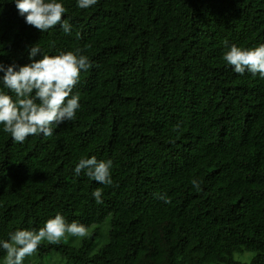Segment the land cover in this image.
Masks as SVG:
<instances>
[{
    "label": "trees",
    "instance_id": "trees-1",
    "mask_svg": "<svg viewBox=\"0 0 264 264\" xmlns=\"http://www.w3.org/2000/svg\"><path fill=\"white\" fill-rule=\"evenodd\" d=\"M64 5L71 35L0 5V63H29L38 43L81 48L95 65L74 88L76 118L51 137L0 131V239L60 212L88 235L42 242V262L57 252L67 264H201L196 251L215 248L203 264H264V79L222 59L226 40L264 42V0ZM92 155L113 160L112 186L74 175Z\"/></svg>",
    "mask_w": 264,
    "mask_h": 264
},
{
    "label": "clouds",
    "instance_id": "clouds-1",
    "mask_svg": "<svg viewBox=\"0 0 264 264\" xmlns=\"http://www.w3.org/2000/svg\"><path fill=\"white\" fill-rule=\"evenodd\" d=\"M5 2L14 3L25 23L42 33L59 25L64 34H72L69 19H62L67 11L64 0H0V5ZM97 3L98 0H76V7L86 10ZM224 48L222 59L232 66L234 73L247 72L264 79V42L241 46L226 40ZM28 57L30 62L23 65L0 63V131L17 143H23L29 136L51 137L55 128L74 120L82 107L74 88L81 73L95 67L81 48L74 51L55 48V54H51L35 43L29 46ZM113 165L111 158L82 156L74 165L73 173L83 174L97 184L112 186ZM190 183L200 190V180L193 178ZM102 196L101 188L92 192L97 204L103 203ZM158 198L170 202L164 193L158 194ZM87 235L88 229L83 223L68 222L63 214L56 212L38 230L16 228L8 233V239H0V249L5 252L3 264H23L24 258L32 256L42 241L58 245L70 236L85 238Z\"/></svg>",
    "mask_w": 264,
    "mask_h": 264
},
{
    "label": "rangeland",
    "instance_id": "rangeland-1",
    "mask_svg": "<svg viewBox=\"0 0 264 264\" xmlns=\"http://www.w3.org/2000/svg\"><path fill=\"white\" fill-rule=\"evenodd\" d=\"M42 242H47V241H42ZM217 253L218 252L215 248L198 250L196 251L197 260L201 264H203L204 261L213 259ZM246 256L248 257L249 255L246 254ZM0 264H3V260L0 261ZM23 264H67V263L65 259H63L62 256L57 252L51 253L50 255L46 256L44 258V261L42 262L40 256V250L37 249V251L32 256H26L24 258Z\"/></svg>",
    "mask_w": 264,
    "mask_h": 264
}]
</instances>
